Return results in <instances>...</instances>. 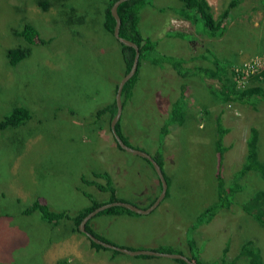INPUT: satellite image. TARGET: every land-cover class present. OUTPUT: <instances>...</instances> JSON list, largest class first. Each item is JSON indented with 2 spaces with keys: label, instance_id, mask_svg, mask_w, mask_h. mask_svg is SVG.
I'll return each mask as SVG.
<instances>
[{
  "label": "rangeland",
  "instance_id": "1",
  "mask_svg": "<svg viewBox=\"0 0 264 264\" xmlns=\"http://www.w3.org/2000/svg\"><path fill=\"white\" fill-rule=\"evenodd\" d=\"M38 1L0 0V114L12 105L31 113L23 125L0 133V214L8 216L0 217V264H181L95 248L68 220L52 225L36 211L20 213L35 198L69 214L89 203L83 192L106 200V192L84 182L104 183L93 175L99 171L108 173L117 196L140 208L159 193L146 160L117 149L107 113L96 114L112 100L123 70L119 44L103 27L108 0H43L45 9ZM207 1L216 16L228 0ZM148 3L140 9L139 31L157 42L158 53L187 57L202 52L221 63L233 62L242 73L239 85L249 84L250 76L261 71L258 83L264 86V0H240L223 22L220 37H206L179 18L178 0ZM24 22L38 30L41 42L28 45L15 35ZM10 48H28L29 53L9 65L5 54ZM205 85L196 77L181 79L169 66L141 62L131 95L121 105L118 129L127 146L161 160L167 191L147 214L98 215L89 225L130 249L167 246L191 257L193 247L202 264L231 259L245 264V255L235 257L251 239L264 264V214H249L254 204L247 202L253 191L264 194V176L237 171L251 126L257 131V158L264 162V101L252 106L220 103ZM181 86L183 122L168 125L159 143L169 103ZM216 115L229 127L220 161L214 149ZM216 166L225 183L240 184L238 193L217 196L212 186ZM209 203L216 204L213 220L188 232Z\"/></svg>",
  "mask_w": 264,
  "mask_h": 264
},
{
  "label": "trees",
  "instance_id": "2",
  "mask_svg": "<svg viewBox=\"0 0 264 264\" xmlns=\"http://www.w3.org/2000/svg\"><path fill=\"white\" fill-rule=\"evenodd\" d=\"M114 0H108L107 6L103 13V27L105 31H107L112 36V28L114 25V19L109 12V7ZM151 1V0H150ZM181 3L180 8L177 10L178 16L181 19L188 21L190 24L199 29L203 35L208 37H220L223 34L224 26L223 22L230 15V10L235 7L240 0H228L226 6L221 9V11L213 16L210 5L206 0H178ZM148 3V0H124L120 2L116 8L117 16L119 17L120 24L118 28V35L124 39L134 42L138 47V61L136 65V69L133 75L125 81L121 88L120 99L121 105H123V101L128 99L131 95V90L137 80L138 71L141 62L150 63L154 66L165 65L166 67H170L171 70L181 77V79L189 78L190 76L196 77L200 81L204 82L205 88L207 91L220 103H228L234 102L238 104H250L251 106L259 100L264 101V86L259 85L258 79L259 75L262 72H258L257 74L251 75L249 79L251 82L249 84H241L239 85V78L241 77V73L238 70H234L233 62L231 64H225L219 62V60L215 57L207 58L205 53H198L195 55L189 56V58L176 57L171 55H165L157 50V42L152 40L148 36H143L139 31V19H140V9ZM38 4L42 9L46 8V2L43 0H39ZM201 23L200 27L198 26ZM168 32L173 33L174 35H182L181 31L168 30ZM181 32V33H180ZM15 35L17 37L22 38L26 44L32 45L36 44V42H41L39 37L38 30L30 23L24 22L21 27L15 31ZM112 38L119 44V52L121 56V60L123 63V70L121 72L124 75L131 64L134 51L131 47L124 45L118 42L113 36ZM29 53L28 48H10L6 51V58L9 65H14L23 58H25ZM121 75V76H122ZM254 79V80H252ZM116 88V83L114 84L112 90V100L105 104L100 111L98 110L96 114L103 115V113H107L108 120L110 121L111 117L115 113V101H114V92ZM184 99V88L181 86V89L178 95L173 99L169 104L171 107L169 108V114L167 117V121L164 125H162L161 135L158 138L159 143L162 141L163 136L167 130V126L170 124H182L183 115L182 112L184 110L183 105ZM30 110L23 105H12L8 107L4 112L0 114V133L11 128H17L23 125L30 117ZM214 149L217 154V158L221 159L223 152L226 150V146L223 144V136L228 132L229 127L225 126L222 122V118L219 115H216L214 118ZM115 132L122 140L123 143H126L125 138L120 134L118 129V121L115 123ZM112 139L115 143L117 149L122 150L115 139L112 136ZM256 143H257V131L253 126H251L248 130V135L245 141V154L243 157V161L240 167L237 169L239 173H246L247 171H252L254 173L258 172L261 176H264V162L260 161L257 158L256 152ZM159 165L161 169V173L166 181V177L162 171V163L160 159H157L155 155H150ZM146 160V159H145ZM149 164L150 168L153 170L151 164L146 160ZM236 171V172H237ZM256 171V172H255ZM154 172V170H153ZM234 172V173H236ZM233 173V175H234ZM155 174V172H154ZM93 175L98 176L104 179V183H100L94 180L84 181L87 185H94L100 191H104L107 193L106 200H97L91 198V195L87 192H83L89 203L81 206L76 211H73L71 214L66 213L63 210L54 211L47 205L46 202L42 201L39 198H35L30 204L23 207L20 210L21 214H30L33 211H36L39 215V218L49 224L55 225L61 219H65L70 221L72 224V229L79 232L77 229V225L80 219L93 208L111 201H125L119 196L115 194V188L112 185L110 177L106 171L94 172ZM156 176V174H155ZM233 177V176H232ZM157 183L160 189V182L158 177ZM167 182V181H166ZM232 182V181H231ZM228 181L225 183L223 178L221 177L219 167L216 166L213 174V183L212 186H215V193L218 197H225L227 195H232L234 192L237 193L240 191V184L236 187L233 185H228ZM158 189V190H159ZM167 191V190H166ZM166 193V192H165ZM156 195L151 198V203L155 199ZM264 201V194L261 190L253 191L248 196L247 202L254 204L251 213L255 218L264 214V208L262 205ZM148 203V204H149ZM148 204L146 206H148ZM145 206V207H146ZM144 207V208H145ZM216 204L209 203L204 206L201 211L196 215L195 221L190 223L187 227V231L191 232L195 228L200 225L210 223L217 210H215ZM240 210H242L240 208ZM243 211V210H242ZM119 213L131 214L132 211L125 209L121 206H110L105 208L99 212H97L94 216L98 215H116ZM134 215H136L134 213ZM2 219L8 218L7 215L0 214ZM91 217V218H92ZM90 219L85 223V230L90 232L95 237L99 238L102 241L110 242L108 239L101 237L96 234L89 225ZM16 232L21 233L17 228ZM82 234V233H81ZM83 235V234H82ZM86 239L89 241L90 245L95 248H103L102 246L93 243L87 237ZM115 245V244H114ZM123 247V246H122ZM242 248L237 252L235 258L245 255L247 257V262L245 264H262L261 259L259 257V252L256 247L253 246L252 240L248 239L243 245ZM127 248V247H126ZM106 249V248H104ZM130 249V248H129ZM110 250L113 253L120 254L117 251ZM159 252H167V253H180L177 250H173L168 248L167 246H159L158 248L153 249ZM191 257H187L194 264H202L199 258V251L195 248L191 247ZM226 249L224 247L222 253L224 255ZM245 253V254H244ZM239 255V256H238ZM147 256V255H140ZM185 256V255H184ZM176 261L181 264H185L181 259H176ZM200 261V262H199ZM233 259L230 261H220L221 264H232ZM61 263L64 264L63 260H57L56 264ZM220 264V263H217Z\"/></svg>",
  "mask_w": 264,
  "mask_h": 264
},
{
  "label": "water",
  "instance_id": "3",
  "mask_svg": "<svg viewBox=\"0 0 264 264\" xmlns=\"http://www.w3.org/2000/svg\"><path fill=\"white\" fill-rule=\"evenodd\" d=\"M122 1H124V0H114L109 7V12L114 19V25L112 28V36L118 42L131 47L134 51V54H133V58H132V61H131V64H130L128 71L124 75H122L116 83V88H115V92H114L115 113L113 114V116L111 117V119L109 121V130L111 132V135L113 136V138L115 139V141L117 142V144L119 145V147L121 149H123L126 152L135 154L139 157H142V158L148 160V162L151 164L156 176L159 179L160 189H159V193L156 195L155 199L145 208H140L134 204H131V203H128L125 201H119V200L103 203V204L93 208L88 213H86L80 219V221L77 225V229L80 233H82L85 237H87L93 243L98 244L104 248H108V249L117 251L121 254H126V255H131V256H135V255L160 256V257H167V258H173V259H181L185 264H194L191 260H189L187 257H185L183 254H180V253H176V252L167 253V252H159V251H155V250H146V249H129L126 247L117 246V245L111 244L109 242L102 241L99 238L92 235L90 232L85 230V223L88 219H90L92 216H94L97 212H99L105 208H108L110 206H116V205L121 206V207H124L125 209H128L129 211H132L133 213H136V214H147V213H149L162 200V198L165 195L166 187H167L166 181H165V179L161 173V169H160L159 165L157 164V162L149 154H147L141 150L134 149V148L127 146L125 143L122 142V140L119 138V136L115 132V123L118 121V119L120 117V113H121V99H120L121 88H122L123 84L125 83V81L128 80L133 75V73L136 69L137 61H138V47H137V45L134 42L129 41L127 39H124L118 35V28H119L120 20H119V17L117 16L116 8H117L118 4Z\"/></svg>",
  "mask_w": 264,
  "mask_h": 264
},
{
  "label": "crops",
  "instance_id": "4",
  "mask_svg": "<svg viewBox=\"0 0 264 264\" xmlns=\"http://www.w3.org/2000/svg\"><path fill=\"white\" fill-rule=\"evenodd\" d=\"M206 1H207V0H206ZM207 3H208V1H207ZM148 4H149V3H147L146 5H148ZM208 4H209V3H208ZM209 5H210V4H209ZM233 8H234V7H233ZM230 11H231V10H230ZM179 18H180V17H179ZM140 19H141V16H140ZM140 19H139V22H140ZM138 24H139V23H138ZM169 30H174V29H169ZM204 36H205V35H204ZM206 37H208V36H206ZM189 56H191V55H188L187 57H184V56H183V58H189ZM183 105H184V102H183ZM162 171H163V170H162ZM162 199H163V198H162ZM157 205H158V204H157ZM157 205H156V206H157ZM156 206H155V207H156ZM153 209H154V208H153ZM153 209H152V210H153ZM150 212H151V211H150ZM135 214H136V213H135ZM120 254H121V253H120Z\"/></svg>",
  "mask_w": 264,
  "mask_h": 264
},
{
  "label": "built area",
  "instance_id": "5",
  "mask_svg": "<svg viewBox=\"0 0 264 264\" xmlns=\"http://www.w3.org/2000/svg\"><path fill=\"white\" fill-rule=\"evenodd\" d=\"M234 70H237L236 67H234ZM238 71L241 73L240 70H238ZM244 74H245V75L247 74L246 71H244ZM241 76H242V73H241ZM239 80H240V78H239ZM239 80H238V82H239ZM239 83H240V82H239Z\"/></svg>",
  "mask_w": 264,
  "mask_h": 264
},
{
  "label": "flooded vegetation",
  "instance_id": "6",
  "mask_svg": "<svg viewBox=\"0 0 264 264\" xmlns=\"http://www.w3.org/2000/svg\"><path fill=\"white\" fill-rule=\"evenodd\" d=\"M149 204H150V203H149ZM149 204H148V205H149ZM143 208H144V207H143ZM151 211H152V210H151ZM86 222H87V221H86ZM106 249H108V248H106Z\"/></svg>",
  "mask_w": 264,
  "mask_h": 264
}]
</instances>
